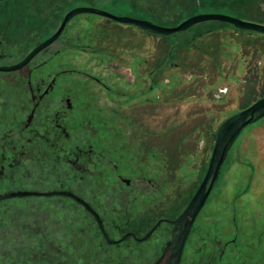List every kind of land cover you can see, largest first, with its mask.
Masks as SVG:
<instances>
[{"label":"flooded vegetation","instance_id":"1","mask_svg":"<svg viewBox=\"0 0 264 264\" xmlns=\"http://www.w3.org/2000/svg\"><path fill=\"white\" fill-rule=\"evenodd\" d=\"M125 1L0 0V264H264L235 217L229 240L202 223L216 183L184 216L199 183L189 196L175 177L186 166L171 162L173 94L188 92L172 81L179 65L157 63V36L115 19L181 22Z\"/></svg>","mask_w":264,"mask_h":264},{"label":"rangeland","instance_id":"2","mask_svg":"<svg viewBox=\"0 0 264 264\" xmlns=\"http://www.w3.org/2000/svg\"><path fill=\"white\" fill-rule=\"evenodd\" d=\"M126 5L167 27L204 13L264 23L262 0H131ZM217 27L221 25H198L186 34L154 40L157 63L170 53L172 63L179 65L178 71L172 68V75L178 76L172 81L181 83H174L176 92L188 91L173 94L170 138L173 168H187V174L175 177L189 183V196L206 173L219 125L264 98V36ZM213 28L219 30L185 46L191 33ZM223 89L225 94L220 93ZM177 119L184 122L179 126ZM234 143L200 219L207 227L214 221L221 224L219 236L229 240L235 233L231 222L235 217L238 242L248 240L264 250V118L243 129Z\"/></svg>","mask_w":264,"mask_h":264},{"label":"water","instance_id":"3","mask_svg":"<svg viewBox=\"0 0 264 264\" xmlns=\"http://www.w3.org/2000/svg\"><path fill=\"white\" fill-rule=\"evenodd\" d=\"M78 13L73 12L72 16ZM118 22L133 25L139 29L156 36L167 37L179 32H184L203 22L214 21L231 25L237 30L254 32L264 35V26L252 22L242 21L234 17L222 14L195 15L182 21L178 26L166 28L155 25L147 20H133L128 18H117ZM35 52V51H34ZM33 52V53H34ZM264 118V98L258 99L249 107L224 120L218 127L214 146L208 163L206 173L195 193L193 199L184 212V216L194 217L204 207L211 190L217 182L222 166L228 154L243 129Z\"/></svg>","mask_w":264,"mask_h":264}]
</instances>
